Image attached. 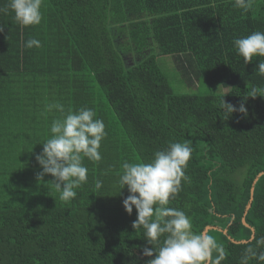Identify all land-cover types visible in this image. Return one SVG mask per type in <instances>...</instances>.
I'll return each mask as SVG.
<instances>
[{
	"label": "trees",
	"instance_id": "obj_1",
	"mask_svg": "<svg viewBox=\"0 0 264 264\" xmlns=\"http://www.w3.org/2000/svg\"><path fill=\"white\" fill-rule=\"evenodd\" d=\"M234 3L43 0L33 26L0 12V264H146L150 245L132 228L136 211L122 207L121 165L149 162L184 140L194 148L188 179L167 206L183 210L195 233L216 228L208 233L228 253L222 264H239L244 249L234 241L264 236V97L248 98L247 116L227 120L220 100L228 91L223 99L238 106L253 86L264 87L256 68L264 57L245 65L233 45L264 32V0L247 13ZM30 38L41 46L26 48ZM160 56L197 93H176ZM57 102L65 112L93 109L107 133L102 159H84L88 180L70 202L47 184L51 176L36 180L35 156L61 116L47 105Z\"/></svg>",
	"mask_w": 264,
	"mask_h": 264
},
{
	"label": "clouds",
	"instance_id": "obj_2",
	"mask_svg": "<svg viewBox=\"0 0 264 264\" xmlns=\"http://www.w3.org/2000/svg\"><path fill=\"white\" fill-rule=\"evenodd\" d=\"M42 3L43 0H9L5 8H0V12L6 13L10 9L14 19L22 26L39 25L42 21ZM253 3L254 0H235L234 7L247 13ZM233 45L244 64H249L253 57H264V32L255 31L236 38ZM40 46V41L35 38L25 43L26 48ZM256 68L264 76V60H259ZM229 94L225 91L220 100L226 120L233 113L246 117L245 101L264 97V87L253 86L238 106L225 102L223 98ZM53 109L61 116L51 122V135L42 143V151L35 156L41 169L36 173V180L40 183L45 176H51L52 180L47 184L60 193L61 201L70 202L77 196L76 189L88 180L84 159L94 162L102 159L99 149L107 133L104 121L96 118V112L91 108L81 107L65 112L63 104L58 102L47 105L49 112ZM193 151L191 141L173 142L165 149L156 151L149 162L124 161L121 165L119 186L128 192L122 207L128 215L132 214L133 209L136 211L132 228H142L145 240L150 245L142 249L143 256L150 258L146 264H222L227 259L228 253L222 243L206 230L193 232L191 218L183 210L167 206L181 190L182 180L188 179L185 169ZM102 186V181H95L96 190ZM234 244L244 249L239 264H250L252 260L264 264V251L259 250L264 247V236L257 239L253 231L247 239H236Z\"/></svg>",
	"mask_w": 264,
	"mask_h": 264
},
{
	"label": "rangeland",
	"instance_id": "obj_3",
	"mask_svg": "<svg viewBox=\"0 0 264 264\" xmlns=\"http://www.w3.org/2000/svg\"><path fill=\"white\" fill-rule=\"evenodd\" d=\"M170 57H158L157 61L159 64L162 65L163 62H167V66L163 67L162 70L167 74L169 82L171 86L174 88L175 92L178 94H192L197 93V88L193 86H187L183 83L177 72L175 71L174 65H171L170 62L168 63ZM171 65V66H170ZM207 86L204 87V91L207 92Z\"/></svg>",
	"mask_w": 264,
	"mask_h": 264
},
{
	"label": "water",
	"instance_id": "obj_4",
	"mask_svg": "<svg viewBox=\"0 0 264 264\" xmlns=\"http://www.w3.org/2000/svg\"><path fill=\"white\" fill-rule=\"evenodd\" d=\"M259 176H261V175H259ZM252 193H253V188L251 189V195H250V200H249V203H248V205L246 206V210H245V214H244V216L246 215V213L248 212V210H249V208H250V206H251V202H252ZM242 223L245 225V220H244V217L242 218ZM212 229H216V228H213V227H206L203 231H209V230H212ZM226 232H224V234H225Z\"/></svg>",
	"mask_w": 264,
	"mask_h": 264
}]
</instances>
